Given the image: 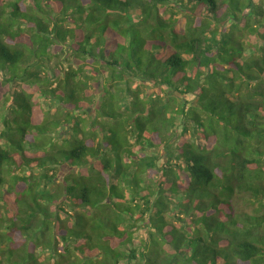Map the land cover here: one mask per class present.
Here are the masks:
<instances>
[{
	"label": "trees",
	"instance_id": "16d2710c",
	"mask_svg": "<svg viewBox=\"0 0 264 264\" xmlns=\"http://www.w3.org/2000/svg\"><path fill=\"white\" fill-rule=\"evenodd\" d=\"M0 264H264V0H0Z\"/></svg>",
	"mask_w": 264,
	"mask_h": 264
},
{
	"label": "rangeland",
	"instance_id": "374dc122",
	"mask_svg": "<svg viewBox=\"0 0 264 264\" xmlns=\"http://www.w3.org/2000/svg\"><path fill=\"white\" fill-rule=\"evenodd\" d=\"M166 8H167V14H169V16H170V13L172 12V7H171V5H169V4L166 5ZM131 13L134 14V15H137V14H138V10H137V9H132V10H131ZM94 64H95V63H94ZM13 87H14V86H13ZM11 90L13 91V88H11L10 91H11ZM107 96L109 97V98H108V101H106L107 104H108L107 107H108L109 109L112 110L113 108H115V105H114V107L111 106V104H112V103L110 102V101H111V99H110L111 96H110L109 94H108ZM109 102H110V103H109ZM115 104H117V103H115ZM138 234H139V233H138ZM139 235H142L141 232H140Z\"/></svg>",
	"mask_w": 264,
	"mask_h": 264
}]
</instances>
